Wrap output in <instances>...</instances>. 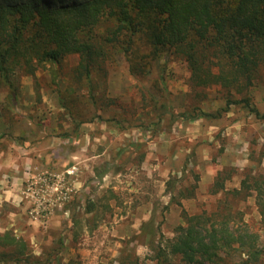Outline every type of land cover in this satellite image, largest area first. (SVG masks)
<instances>
[{
    "label": "rangeland",
    "instance_id": "1",
    "mask_svg": "<svg viewBox=\"0 0 264 264\" xmlns=\"http://www.w3.org/2000/svg\"><path fill=\"white\" fill-rule=\"evenodd\" d=\"M76 64L66 57L56 84L47 68L34 77L16 71L12 98L0 86V235L21 239L28 260L8 264H54L46 259L59 238L64 261L156 264L157 249L184 226L182 211L228 215L264 241L256 204L257 195L264 200L257 178L264 176V119L241 104L217 117L177 119L195 107L208 114L225 107L219 85L189 82L180 55L169 53L136 77L111 53L90 86L75 78ZM262 80L249 91L260 114ZM217 176L225 191L212 194Z\"/></svg>",
    "mask_w": 264,
    "mask_h": 264
},
{
    "label": "trees",
    "instance_id": "2",
    "mask_svg": "<svg viewBox=\"0 0 264 264\" xmlns=\"http://www.w3.org/2000/svg\"><path fill=\"white\" fill-rule=\"evenodd\" d=\"M111 53L121 54L136 77L144 76L153 61L180 55L192 85H219L224 91L225 107L216 114L195 107L177 119L217 117L240 104L264 119L249 96L264 81V0H0V86L10 89L8 98L16 91V71L34 77L47 68L56 84L69 56L77 57L75 78L90 86ZM218 176L212 194L225 191ZM257 178L264 183V176ZM251 179L257 191V180ZM241 185L250 189L244 180ZM256 198L264 219V200ZM92 210L89 206L87 213ZM182 214L184 226L176 228L165 250L157 249L156 264H174L171 258L182 264H264V241L241 220ZM63 239L46 261L55 257L54 264H79L62 260ZM0 248L6 249L0 252L3 264L27 260L24 242L8 233L0 235ZM119 264L136 263L128 257Z\"/></svg>",
    "mask_w": 264,
    "mask_h": 264
}]
</instances>
